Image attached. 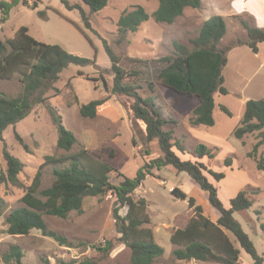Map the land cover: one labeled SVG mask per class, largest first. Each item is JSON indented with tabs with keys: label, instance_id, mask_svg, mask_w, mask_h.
Returning a JSON list of instances; mask_svg holds the SVG:
<instances>
[{
	"label": "rangeland",
	"instance_id": "1",
	"mask_svg": "<svg viewBox=\"0 0 264 264\" xmlns=\"http://www.w3.org/2000/svg\"><path fill=\"white\" fill-rule=\"evenodd\" d=\"M66 1L81 8L88 18V28L79 10L67 9L60 0H27L30 5L37 2L35 9L19 3L11 8L8 20L0 25V39L3 41L13 38L20 27H26L29 36L36 41L58 45L70 54L94 61V64L83 67L69 65L63 69L53 85L55 90L47 92V99L36 104L24 119L9 126L0 136V178L6 173L2 154L4 146L23 165L16 183L0 180V198L4 203L0 215V264H5L2 255L10 245L21 249L23 264H60L86 259L96 264H130V250L119 240L115 230L112 218L115 197L111 192L85 198L81 213L71 212L65 219L44 215L47 230L65 237L71 247L59 245L38 230L22 236L6 232L5 219L12 210L23 206L21 198L36 172L41 169L40 189L49 187L54 180V165L40 168L46 156L58 157L86 149L113 167L109 176L112 185H118L124 178H134L145 163L162 157L156 141L145 142L143 125L133 118L130 111L132 99L110 92L113 78L109 71L111 63L101 39H105L119 57V64L126 73L124 82L136 84L142 98H153L155 109L165 121L164 129L171 131L172 141L180 142L184 148V153H180L173 147L176 155L181 160L202 163L206 169L224 173V178L215 182L204 171L217 188L223 206L228 208L229 200L240 190L247 192L252 206L234 213L233 217L252 241L264 264V231L261 229L264 225V169L258 171L255 162L247 157L257 141V133L246 135L241 140L233 136L243 114L242 100L264 99V42L258 54H253L246 46L227 52L222 75L228 93L214 94L216 106L212 127H192L188 117L193 102L175 95L157 80L159 71L165 66L161 59L172 53V42L190 47V41L197 36L202 23L211 16H221L225 21L226 33L220 48L237 39H245L246 33L240 21L264 30V0H202L200 8L185 9L172 24L157 23L152 18L157 1L108 0L107 5L95 13H91L81 0ZM133 6H141L150 18L136 32L120 36L116 23L122 12ZM41 11H44V17L39 16ZM150 83L153 84L151 90L148 88ZM21 90L22 84L16 75L8 80L0 79V95L14 97ZM75 98L78 104H73ZM101 98L107 100L97 107L93 119L79 115V106ZM219 105L225 106L230 115L221 111ZM49 108L60 116L62 125L76 138L69 152L56 146L57 132ZM198 144L210 149L215 154L214 158H197L195 148ZM257 156L264 158V145L259 147ZM226 158L231 160L230 167L224 165ZM152 172L154 176H147L132 194L135 200H146L150 219L147 227L152 230L154 241L164 250L152 264H216L177 260L172 254L176 246L170 242V235L183 228L193 216L187 199L174 198L171 190L178 188L188 198H193L201 207L203 216L216 222L219 212L209 204L207 192L201 190L186 173H178L169 165ZM126 211L127 208L123 207L119 214L123 216ZM225 234L239 250L237 264H253L233 237L227 232ZM106 242L111 243L106 253L94 248L103 247Z\"/></svg>",
	"mask_w": 264,
	"mask_h": 264
},
{
	"label": "trees",
	"instance_id": "2",
	"mask_svg": "<svg viewBox=\"0 0 264 264\" xmlns=\"http://www.w3.org/2000/svg\"><path fill=\"white\" fill-rule=\"evenodd\" d=\"M67 9H78L81 19L88 28L89 22L79 6H71L66 0H60ZM91 13L102 10L108 0H81ZM157 1V7L151 14L157 23L172 24L182 16L187 8L198 9L202 0H148ZM21 3L23 6L35 9L37 2L31 5L27 0H0V25L4 24L13 6ZM44 17V11L38 13ZM150 15L141 7L133 6L122 12L116 26L118 34L134 33L138 27L148 21ZM245 30V39H237L227 47L220 48V42L226 33L225 21L221 16L214 15L205 20L195 38L187 47L179 42H172V53L161 61L165 66L159 71L157 80L166 89L175 95L187 97L193 104L188 117L192 127L214 125L213 111L215 107L214 94L226 95L222 70L226 66V54L231 49L246 46L252 53L258 52V45L264 42V30L251 26L246 21H240ZM105 53L110 60L109 71L112 73V94L123 95L132 99L130 111L133 118L143 125L145 142L156 141L162 157L145 163L138 169L134 178H124L118 185L109 181L113 167L92 155L86 149L74 153L55 156H46L40 168L45 165H54L52 173L54 180L47 188L40 189L41 169H39L32 183L27 187L21 198L22 207L12 210L6 217V232L9 235H27L31 230H38L42 235L52 238L59 245L71 247L65 237L48 231L44 215L65 219L71 212L81 213L82 204L87 197H99L111 192L115 197L112 218L119 240L130 250V264H152L163 255L164 250L153 237L152 230L147 227L150 222L146 212L147 203L144 198L134 199L133 192L141 185L147 176H154L152 170H159L163 166H171L178 173H186L190 179L208 194L209 204L219 212L216 222H211L202 214L200 206L193 198L178 188L171 190V195L179 200H186L192 209L193 216L183 228L176 229L170 235L171 244L176 248L172 254L177 260L213 262L216 264H237L239 250L227 237L229 233L234 242L250 256L253 264H263V258L243 231L241 225L234 219L233 214L248 210L252 201L245 190H240L229 200V207L225 208L217 195V188L208 180L204 171L219 182L224 178L223 172H215L202 163L181 160L173 151L175 147L180 153L184 148L180 142L172 141V132L165 130V121L155 109L154 100L142 98L136 84L124 82L126 73L119 64V57L114 53L105 39H101ZM94 61L70 54L58 45L44 44L29 36L26 27H20L13 38L0 39V79L8 80L17 76L22 84L21 92L14 97L0 95V136L9 127L24 119L36 104L43 103L47 92L55 90L53 85L59 79L63 69L69 65L86 66ZM153 84L148 88L151 90ZM107 98L96 99L79 106V115L82 118L93 119L96 109ZM73 104H78L77 99ZM220 110L230 115L229 110L219 106ZM49 114L57 132L56 146L58 149L69 152L76 143L73 133L63 125L59 115L49 108ZM257 133V141L247 153V157L255 162L258 171L264 169V158L257 156L259 147L264 145V99L245 102L242 117L238 126L233 130V136L241 140L244 136ZM3 158L6 162L5 176L2 182H17V175L22 169V163L3 147ZM197 158H214V153L204 144L195 148ZM225 167H230L231 160H224ZM127 208L121 216L119 210ZM4 203L0 198V215ZM259 214V213H258ZM264 231V225H261ZM111 247L106 242L103 247H94L106 253ZM23 253L17 245H10L2 255L5 264H23ZM44 264H49L45 262ZM60 264H96L90 259L81 262L70 261Z\"/></svg>",
	"mask_w": 264,
	"mask_h": 264
},
{
	"label": "crops",
	"instance_id": "3",
	"mask_svg": "<svg viewBox=\"0 0 264 264\" xmlns=\"http://www.w3.org/2000/svg\"><path fill=\"white\" fill-rule=\"evenodd\" d=\"M260 45H261V44L258 45V52H257V53H253V54H258V53H259V47H260ZM221 74H222V73H221ZM222 77H223V75H222ZM223 79H224V77H223ZM224 86H225V81H224ZM225 88L227 89L226 86H225ZM227 93H228V89H227ZM246 101H247V99L242 100L241 104L244 106ZM215 106H216V104H215ZM219 106H220V105H219ZM243 109H244V108H243ZM241 117H242V116H241Z\"/></svg>",
	"mask_w": 264,
	"mask_h": 264
}]
</instances>
